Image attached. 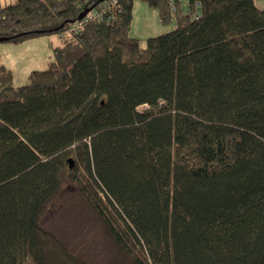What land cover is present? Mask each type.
I'll return each instance as SVG.
<instances>
[{"label": "trees", "instance_id": "16d2710c", "mask_svg": "<svg viewBox=\"0 0 264 264\" xmlns=\"http://www.w3.org/2000/svg\"><path fill=\"white\" fill-rule=\"evenodd\" d=\"M107 1L0 7V43L60 39L21 86L0 51V264H90L40 221L65 180L130 264H264V7L145 0L144 45Z\"/></svg>", "mask_w": 264, "mask_h": 264}, {"label": "rangeland", "instance_id": "374dc122", "mask_svg": "<svg viewBox=\"0 0 264 264\" xmlns=\"http://www.w3.org/2000/svg\"><path fill=\"white\" fill-rule=\"evenodd\" d=\"M16 0H0V7ZM132 37L141 38L146 45L147 38L172 31L174 21L165 24L159 10L145 0H136ZM60 44L57 34H42L26 42L0 43L1 59L14 70L15 84L29 82L31 73L42 71L55 58L54 49ZM147 106L142 105L141 110ZM76 159V156H71ZM70 168V165H68ZM58 196L48 206L41 217V224L68 245L71 252L84 258L90 264H130V259L120 251L109 234L104 221L99 218L95 208L83 195L81 188L65 180ZM106 197L105 193H103ZM107 199V198H106Z\"/></svg>", "mask_w": 264, "mask_h": 264}, {"label": "built area", "instance_id": "2783aa9c", "mask_svg": "<svg viewBox=\"0 0 264 264\" xmlns=\"http://www.w3.org/2000/svg\"><path fill=\"white\" fill-rule=\"evenodd\" d=\"M116 1H118V0H108L106 3L113 5L116 3ZM176 2L179 3L180 5H182L184 7V9H187V10L190 6V0H171V7H172L173 16L176 15L177 10H178V7H176ZM195 6L197 8L200 7L198 2L195 4ZM102 16H103V13L100 10V6L99 7L95 6L93 9L90 10L89 18L94 19L95 17L98 18V17H102ZM82 24L83 23H81L80 25H82Z\"/></svg>", "mask_w": 264, "mask_h": 264}, {"label": "water", "instance_id": "95a60500", "mask_svg": "<svg viewBox=\"0 0 264 264\" xmlns=\"http://www.w3.org/2000/svg\"><path fill=\"white\" fill-rule=\"evenodd\" d=\"M103 1H104V0H103ZM87 12H88V11L86 10L80 18H83V17L87 14ZM69 161L71 162V164H70L71 167H73V166H74V165H73V158H70Z\"/></svg>", "mask_w": 264, "mask_h": 264}, {"label": "crops", "instance_id": "0c3cea01", "mask_svg": "<svg viewBox=\"0 0 264 264\" xmlns=\"http://www.w3.org/2000/svg\"><path fill=\"white\" fill-rule=\"evenodd\" d=\"M256 4L260 5L261 7H264V0H256Z\"/></svg>", "mask_w": 264, "mask_h": 264}]
</instances>
